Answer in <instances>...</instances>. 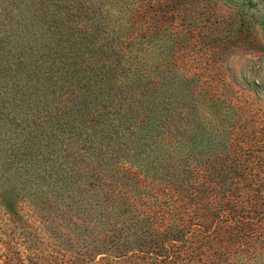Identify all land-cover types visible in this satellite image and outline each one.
<instances>
[{"label": "trees", "instance_id": "16d2710c", "mask_svg": "<svg viewBox=\"0 0 264 264\" xmlns=\"http://www.w3.org/2000/svg\"><path fill=\"white\" fill-rule=\"evenodd\" d=\"M75 1L57 14L70 22L54 47L42 27L0 26V264H264L263 127L245 151L241 124L210 131L247 177L202 210L201 171L183 140L149 121L164 64L147 56L166 65L158 42L176 30L136 28L140 0L114 20ZM24 74L36 94L53 85L35 113L17 96L5 104ZM141 225L184 236L145 237Z\"/></svg>", "mask_w": 264, "mask_h": 264}, {"label": "rangeland", "instance_id": "374dc122", "mask_svg": "<svg viewBox=\"0 0 264 264\" xmlns=\"http://www.w3.org/2000/svg\"><path fill=\"white\" fill-rule=\"evenodd\" d=\"M70 1L76 2L0 0V26L19 21L42 27L47 41L54 47L59 42L56 35L65 31L70 22L65 17L63 24L59 22L58 25L57 14L64 11ZM133 2L84 0L87 10L100 11L113 20L133 8ZM131 21L141 30L173 26L177 32L171 36L175 41L178 39L177 48L171 44L172 38L168 35L158 42L168 49L164 54L169 58L166 65L162 63L161 54L158 56L159 52L147 56L149 63L164 64L159 71L160 83L149 121L154 128H163L166 133L183 140L184 149L202 175L201 189L194 191L196 201L202 210L210 209L212 204L223 199L225 192L242 184L247 177V171L239 168L223 140L210 131L219 128L221 122L228 130L230 127L233 130L234 124H241L238 143L242 151L250 146L254 129L261 126L264 132V0H140ZM34 32L30 29V33ZM24 75L25 78L17 76L23 89L18 93L15 92L17 88L11 89L12 85L8 83L5 104L13 106V98L17 96V103L35 113L45 102L43 93L50 99L53 85L49 81L39 83V100L32 76ZM3 85L0 81V88ZM231 144L234 147L235 142ZM263 173L261 181L264 185ZM205 216L210 225L207 212ZM142 227L138 234L141 232L140 235L145 237L156 235L158 230L164 231L170 241H180L184 236V232L174 226Z\"/></svg>", "mask_w": 264, "mask_h": 264}]
</instances>
